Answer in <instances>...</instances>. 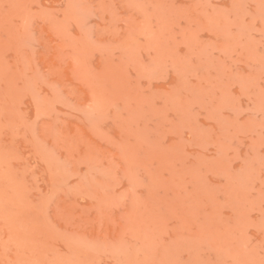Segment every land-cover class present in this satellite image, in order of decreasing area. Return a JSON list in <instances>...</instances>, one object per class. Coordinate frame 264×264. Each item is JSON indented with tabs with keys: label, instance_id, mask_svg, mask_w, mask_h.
I'll return each mask as SVG.
<instances>
[{
	"label": "rangeland",
	"instance_id": "rangeland-1",
	"mask_svg": "<svg viewBox=\"0 0 264 264\" xmlns=\"http://www.w3.org/2000/svg\"><path fill=\"white\" fill-rule=\"evenodd\" d=\"M0 264H264V0H0Z\"/></svg>",
	"mask_w": 264,
	"mask_h": 264
}]
</instances>
